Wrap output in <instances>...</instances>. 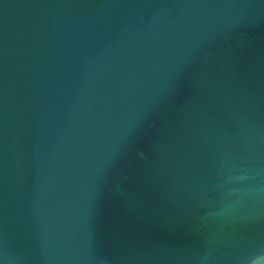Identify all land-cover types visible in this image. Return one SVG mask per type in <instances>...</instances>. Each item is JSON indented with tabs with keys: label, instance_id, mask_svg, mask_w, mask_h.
<instances>
[{
	"label": "water",
	"instance_id": "1",
	"mask_svg": "<svg viewBox=\"0 0 264 264\" xmlns=\"http://www.w3.org/2000/svg\"><path fill=\"white\" fill-rule=\"evenodd\" d=\"M0 264H264V0H0Z\"/></svg>",
	"mask_w": 264,
	"mask_h": 264
}]
</instances>
